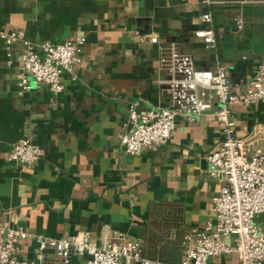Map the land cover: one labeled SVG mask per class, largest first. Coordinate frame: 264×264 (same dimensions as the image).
<instances>
[{"label": "crops", "instance_id": "1", "mask_svg": "<svg viewBox=\"0 0 264 264\" xmlns=\"http://www.w3.org/2000/svg\"><path fill=\"white\" fill-rule=\"evenodd\" d=\"M203 8L219 28L215 50L192 33L204 25ZM238 10L243 24L235 30ZM12 28L34 43L77 35L82 42L78 60L60 73L62 89L53 93L27 74L28 87L18 86L22 45L16 41L6 53L0 39V224L55 237L86 231L95 242L121 235L141 255L179 260L182 236L189 233L191 244L190 230L213 219L211 198L220 181L208 176L204 154L217 147L220 126L210 110L192 119L178 115L163 145L130 154L118 141L127 106L165 103L159 58L171 47L200 68L218 58L231 89H243L264 60V0L207 6L199 0H0V29ZM231 111L247 152L264 148V97ZM20 136L40 148L30 166L8 157ZM35 250L31 237L17 244L25 259L37 261ZM42 253L43 264H84V254L71 253L63 263L50 247ZM237 261L228 251L209 256L207 264Z\"/></svg>", "mask_w": 264, "mask_h": 264}, {"label": "built area", "instance_id": "2", "mask_svg": "<svg viewBox=\"0 0 264 264\" xmlns=\"http://www.w3.org/2000/svg\"><path fill=\"white\" fill-rule=\"evenodd\" d=\"M205 6L215 1L242 5L261 0H199ZM204 25L192 33L202 39L206 47L215 50L219 28L214 27L211 13L203 8L199 14ZM238 10L232 16L233 29L242 27ZM0 39L6 53L14 42L22 45L20 52L18 86L26 88L25 74L37 83L45 84L55 93L62 89L61 71H69L78 60L82 37L74 36L60 41L42 40L34 43L23 36L22 30L0 29ZM154 41L155 36H149ZM165 73V103L135 108L127 106L126 125L118 141L126 153H137L143 146L156 149L169 138L178 115L192 119L196 114L210 110L220 126L221 137L216 148L206 152V172L220 181L211 198L213 219L200 228H192L193 242L187 243L189 233L182 236L179 260L168 261L156 256L141 255L139 248L123 236L90 239L86 231L55 237L25 230L19 226L0 224V264H43L42 251L50 247L60 260L68 262L71 253L84 254V264H207L209 256L234 251L237 264H264V148L247 152L245 141L234 134L232 107L247 106L264 97V60L241 90L231 89L225 65L218 58L210 68L196 67L188 53L169 48L160 56ZM215 103V105H213ZM40 154L39 146L28 136H20L11 143L8 157L30 166ZM228 236V242L224 238ZM36 241L37 261L17 255V244L24 238Z\"/></svg>", "mask_w": 264, "mask_h": 264}, {"label": "trees", "instance_id": "3", "mask_svg": "<svg viewBox=\"0 0 264 264\" xmlns=\"http://www.w3.org/2000/svg\"><path fill=\"white\" fill-rule=\"evenodd\" d=\"M156 257L160 258L158 255L155 254ZM162 259V258H161ZM164 260V259H163Z\"/></svg>", "mask_w": 264, "mask_h": 264}]
</instances>
